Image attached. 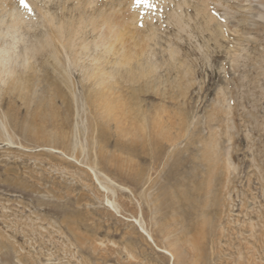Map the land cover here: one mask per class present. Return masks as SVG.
<instances>
[{
    "label": "rangeland",
    "instance_id": "374dc122",
    "mask_svg": "<svg viewBox=\"0 0 264 264\" xmlns=\"http://www.w3.org/2000/svg\"><path fill=\"white\" fill-rule=\"evenodd\" d=\"M220 2L216 36L195 18L181 31L188 65L166 56L136 85L90 43L103 26L75 64L30 58L24 91L4 76L0 264H264V0ZM32 10L34 37L48 26ZM86 161L114 181L113 207Z\"/></svg>",
    "mask_w": 264,
    "mask_h": 264
},
{
    "label": "bare ground",
    "instance_id": "6f19581e",
    "mask_svg": "<svg viewBox=\"0 0 264 264\" xmlns=\"http://www.w3.org/2000/svg\"><path fill=\"white\" fill-rule=\"evenodd\" d=\"M44 1L46 3L53 2V0ZM27 3L30 5V10L24 8L20 4V0H0V82H4L3 80L9 77L7 87L18 92L27 89L29 77L25 71H30L31 76H34L39 71L37 70L38 65L35 66L34 63H30L31 61L28 62L30 58H34L37 55L40 57L47 55L48 58L51 57L59 63L62 60L61 53L64 52L65 61L75 64L76 60L79 59V55L89 48V44L82 39V34L86 31H99L100 26H103V30L90 43L93 44L94 48L100 47L102 56H110L112 58L111 65L115 68L112 77L116 76L118 71L119 73L124 72L128 76V80L135 84L138 82V79L148 77L153 69H157L158 66L161 68L163 64L162 60L166 56V60L168 61L175 59L180 67L185 64L188 65L186 62L188 53L183 52V49L179 47L180 44L177 42L178 39L182 38L181 31H185L186 26L189 25L188 21H195L197 19L194 22L198 25L196 26L195 24L196 27L201 31H208L211 35L216 36V33L214 34L213 30H211V25L217 22L215 16L212 15V11L215 8H212L211 4H222L220 0H140V2L138 0H54L53 3L57 11H59L58 15H54L48 9L44 10L43 7L45 6H42L39 0H27ZM33 8L39 11L44 19L43 22L48 26V30L46 29L41 35H34V37L30 35L34 29L33 27L37 24L36 18L33 15ZM190 8L194 14L193 16L191 14H187L188 16H186V13L191 12ZM74 11H78L77 17L71 16V13ZM66 14H69V19H65L67 17ZM5 16L7 17L6 20L3 18ZM198 20H201V22H198ZM166 24L176 27L173 31V27L171 28L172 34L165 33V35H172V37L162 35V29L166 28ZM223 24V22L219 21L216 25L220 31H222ZM87 28L89 29L86 30ZM27 35H30V38ZM7 37L11 38L9 39L11 41L7 40ZM18 41L22 43V51L19 53L17 50L18 54H14L13 48L17 47H14V45ZM156 45L158 47H155ZM156 55H162V58L153 60L152 57H156ZM96 61L98 62V60ZM14 63H17L21 67L17 69ZM176 69L179 70L177 67ZM91 70L88 73H91ZM170 72L168 71L167 73ZM184 72H187V70L184 69ZM89 78L92 77L90 76ZM108 105L110 107L111 104ZM110 109H113V106ZM115 110L114 112L117 111ZM125 112L127 111H123V115ZM114 120L116 121L115 118ZM1 134L2 132L0 133V138L2 137ZM7 139L9 140V138ZM87 161L85 164L89 165L88 167L92 171V174H94L95 179L99 182L100 189L98 192H102L105 204L113 207L114 200L108 198V193L114 192L113 187L110 185V182L114 181L104 172H102L104 179L97 177L96 172H93L95 169ZM98 172H101V170ZM68 220L66 221L69 229H74L76 221L72 219ZM142 229H144L143 226ZM191 230H195V228ZM149 239L151 240L150 235ZM198 239L200 237L197 236L190 239V243L196 249L201 248L199 247Z\"/></svg>",
    "mask_w": 264,
    "mask_h": 264
},
{
    "label": "snow or ice",
    "instance_id": "6c2138e0",
    "mask_svg": "<svg viewBox=\"0 0 264 264\" xmlns=\"http://www.w3.org/2000/svg\"><path fill=\"white\" fill-rule=\"evenodd\" d=\"M138 2H140V0H138ZM20 4L26 8L30 10V5L27 3V0H20Z\"/></svg>",
    "mask_w": 264,
    "mask_h": 264
}]
</instances>
